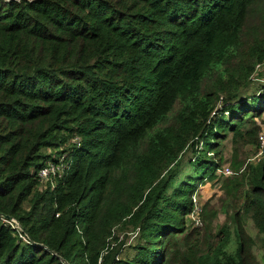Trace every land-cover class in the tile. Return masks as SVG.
<instances>
[{"label": "trees", "instance_id": "1", "mask_svg": "<svg viewBox=\"0 0 264 264\" xmlns=\"http://www.w3.org/2000/svg\"><path fill=\"white\" fill-rule=\"evenodd\" d=\"M263 65L264 0H0V264H256L264 159L223 178L235 244L187 218L221 143L259 152Z\"/></svg>", "mask_w": 264, "mask_h": 264}, {"label": "rangeland", "instance_id": "2", "mask_svg": "<svg viewBox=\"0 0 264 264\" xmlns=\"http://www.w3.org/2000/svg\"><path fill=\"white\" fill-rule=\"evenodd\" d=\"M264 65L261 66L259 69H257V73H260L258 77L259 80L254 81V84L250 87L249 95L256 93L259 89L264 88ZM260 122V121H259ZM262 129H264V124H262ZM230 137L221 143V146L219 147V150L221 153L219 155L223 158L222 162V169L225 167H229L232 172L235 175L236 172H241L242 169L246 168L249 164L254 163V161L258 162L257 160V146H233L230 143ZM233 148L236 150V153L234 152ZM202 149V147H200ZM214 158V157H212ZM195 156L193 152H188L186 155H184L182 159V171L183 172H189L191 170L190 161H194ZM216 159H218L216 157ZM236 165V166H234ZM62 169V165H60L58 168L55 166H51L48 170L45 171V174L42 173L41 175L43 178L49 179L52 174L57 172L58 170ZM237 174V173H236ZM200 175V173H199ZM187 175L180 176L179 179H185ZM205 178H200V182L198 183V191L195 193V196L193 197V204H194V210H193V216L190 215L187 218L189 225H194V221L196 218H199V214L202 211V208L206 205H209L210 209L215 210L218 213V218L216 221L217 230L222 228L223 226H227L228 229L232 232V238L234 241V244L237 241V238L235 236V228L236 223L234 222L232 216H228L224 214L221 211L222 201L225 198V194L223 191H221V186L223 183V178L225 176L221 177H215L214 179H211L210 176L206 175ZM195 200V203H194ZM196 202L198 204H196ZM197 226V227H201ZM243 230L245 231V237L250 238V243L248 244V252H250L251 256L253 257L256 264H264V235H260L255 228L253 221L251 220L250 216L246 215L243 219ZM129 240L128 244L123 252V258L125 257H133L135 254V250L132 247H129L131 245H134L136 243L135 236L132 234L127 235Z\"/></svg>", "mask_w": 264, "mask_h": 264}, {"label": "built area", "instance_id": "3", "mask_svg": "<svg viewBox=\"0 0 264 264\" xmlns=\"http://www.w3.org/2000/svg\"><path fill=\"white\" fill-rule=\"evenodd\" d=\"M259 144H260V148H259V152L257 154V161L260 162L262 159H264V132H262L260 135H259ZM51 168V167H50ZM49 169V168H48ZM48 169H44L41 173H40V176L41 178H43V176L41 175L42 173L45 174V171L48 170ZM217 174L218 175H221V176H225V177H230L232 176L234 173L232 172V170L229 168V167H225L223 169H220V170H217ZM194 203H195V200H194ZM196 204H198L196 202ZM193 216V213L191 214ZM200 215V214H199ZM9 222V221H8ZM10 223V222H9ZM11 226H13V222L10 223ZM194 225L197 227V226H200L202 225L199 218H196L195 221H194ZM15 228L17 229H20L19 225L17 223H15L14 225Z\"/></svg>", "mask_w": 264, "mask_h": 264}, {"label": "water", "instance_id": "4", "mask_svg": "<svg viewBox=\"0 0 264 264\" xmlns=\"http://www.w3.org/2000/svg\"><path fill=\"white\" fill-rule=\"evenodd\" d=\"M9 219V218H8ZM21 229V228H20Z\"/></svg>", "mask_w": 264, "mask_h": 264}]
</instances>
